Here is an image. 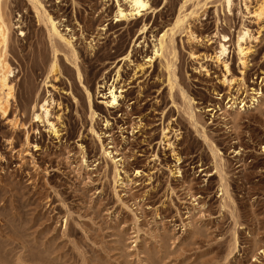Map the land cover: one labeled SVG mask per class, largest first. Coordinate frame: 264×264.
Segmentation results:
<instances>
[{"label":"rangeland","instance_id":"obj_1","mask_svg":"<svg viewBox=\"0 0 264 264\" xmlns=\"http://www.w3.org/2000/svg\"><path fill=\"white\" fill-rule=\"evenodd\" d=\"M38 1H3L0 264H264L263 0Z\"/></svg>","mask_w":264,"mask_h":264},{"label":"bare ground","instance_id":"obj_2","mask_svg":"<svg viewBox=\"0 0 264 264\" xmlns=\"http://www.w3.org/2000/svg\"><path fill=\"white\" fill-rule=\"evenodd\" d=\"M3 1L4 0H0V109L3 110V111H6L8 106H9L11 98L14 97V86L9 80L10 74L12 72V68H11V65L9 64V62L7 61V58H6V55H7L6 51H7V47H8V43H9V35H10L9 34L10 33V21L3 14V3H4ZM32 1L34 2L35 5L37 3H39L38 0H32ZM126 1L129 4L130 9H125V8L122 7L121 4H119L118 10H117V13H116V17H118L120 20H127L128 21V20H131L133 18H136L138 15H142V13H146L147 11L153 9V5L151 4L150 0H126ZM33 2H31V3H33ZM227 4L230 7L232 5V1L231 0H227ZM181 12H179V14L177 15L173 26L170 29L166 30L161 35V37L157 40V44L155 45V49H154V54L151 55L149 57V59L147 60V62L150 64V66H152V62L155 59H157V58L162 60V59H165V58L169 57V55H170L169 54V49L171 48L170 45H171V42H172L169 39V38H171L169 36L172 33H174L173 32L174 29L182 28V26H184V24H185V22L187 20V14H183ZM39 13H40V11H39ZM193 14H194V12H193ZM256 15L259 16V17L264 15V0L261 3V5L259 6V8H258V10L256 12ZM50 16L47 17V18H48V22H49V36L51 38V41L53 42V40H54L53 38L59 37L60 39L66 41L68 44H71V41L68 40L67 38H65L61 34L57 23ZM146 28H147V25L144 24L140 34L144 33ZM224 38H226V36H224ZM245 38L241 37V40L242 39L244 40ZM167 40L170 42V44H169V42ZM238 47H239V52L245 58L246 55H247V52L245 51L246 48L243 47L241 41H239ZM171 51H172V49H171ZM226 53H227V47H226L225 44L222 43L221 47H220V51L216 54L217 60L223 61V58L225 57ZM74 54H75V52H74ZM167 54H169V55L166 57ZM172 54L175 55V53H173V51H172ZM243 57H242V63L245 64V59H243ZM170 60H171V58H170ZM170 62H168V63L166 62L168 64V68L169 69L171 68L169 64L172 65V63H170ZM167 64H166V67H167ZM226 68H227V71H229L228 64H226ZM58 71H59V69H58L57 60H54L52 62V64H51L50 74L49 75L50 76H51V74L55 75L56 73H58ZM174 71L175 70L173 69V74H174ZM79 75H80V78H81V74H79ZM170 81H171V84H173L171 78H170ZM234 81H235L234 79H230L227 76H225V78L223 79V83L227 84L229 86H232ZM115 89L116 88L114 87L111 90V92H110V94H111V104L112 105H116V104L119 103V96L116 95ZM89 99H90V93H89ZM257 101L259 102V99H257ZM90 106H91V100H90ZM37 108H40L43 111H45L46 113H48L47 101H44L41 104L38 102ZM91 109H92V106H91ZM92 112L94 114L93 109H92ZM189 115L193 116V113L189 111ZM36 117L39 118V115H36ZM52 128L54 129L55 133H57L58 129L56 128V126L52 124Z\"/></svg>","mask_w":264,"mask_h":264}]
</instances>
